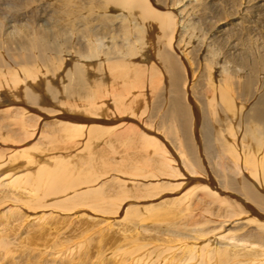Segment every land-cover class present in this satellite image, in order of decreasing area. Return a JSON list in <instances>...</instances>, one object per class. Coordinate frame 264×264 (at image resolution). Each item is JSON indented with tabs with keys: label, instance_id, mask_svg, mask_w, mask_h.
Instances as JSON below:
<instances>
[{
	"label": "bare ground",
	"instance_id": "bare-ground-1",
	"mask_svg": "<svg viewBox=\"0 0 264 264\" xmlns=\"http://www.w3.org/2000/svg\"><path fill=\"white\" fill-rule=\"evenodd\" d=\"M78 1L81 3L80 0H78ZM208 1H209L208 4L214 3V1H212V0H208ZM250 1L254 2V3H249ZM74 2H76V1H74ZM77 2H76V4H73V3L70 4L68 2V3H66L67 5L65 4L64 6H62L63 4L61 3L62 5H61L60 9L61 8H62V10L66 9V11L63 12V14L65 13L64 15L66 16L65 17L66 19L65 18L62 19L63 17L60 16L61 14H58L59 17H61V19H58L59 17H57V21L59 23L57 21H55V23L57 22V24H54V23H48V24L49 25L54 24V26L58 27V31H61V30H64L62 28L63 26L61 27V25H64V26H66V25L68 26L70 24L74 25L75 22H73V21L79 22V21H83V19H84V22L86 21L85 23L89 22L90 18H86V17H82V16H81L82 18H79L77 20H73V19H75L76 15L83 13L82 9H86V7H87V5L86 6L83 5L84 2H82L83 3L82 5L85 7H82V5H79L80 3L77 4ZM88 3H89V1H88ZM90 3H92V2H90ZM153 4H151L150 0H103V3L101 2L98 5L101 8H106L109 5H114L115 7H118L121 9H126V7H132V11H128V15L124 16V17H126V16L127 17L122 20L123 21L122 23H120L121 32L119 33V36H120V40L122 42H119V44H118V43H116V40H115V43H113V44H115L114 45L115 51L111 50L112 51L111 52L108 49H106L105 47H106V45H109V43H111V41L114 42V38H116V36L111 35L113 38L110 39V38L106 37L105 35H103L102 33L106 29H104V31H102V33H101L102 35H99V34H96L97 36L96 35H91V36L90 35L89 36L84 35L85 36L84 39H82L84 37V36H82V33L78 34L79 37H78V35H76L78 37V39H76V42L79 45L77 47V51H76V48H75V50L73 49L76 52H74V54L72 55V53H73L72 49L69 48V50H71V52H72L71 55L73 56V60L70 59L71 60L70 63H68V62L65 63V60L55 61L53 59H50V57L48 56L47 46L49 44H51V45L55 44V46L58 47L62 43H64V44H62L63 46L66 45L65 43H69V44H72V43H70V41L69 42L66 41L65 39L64 40L59 39V42H57V40H55L53 36L51 39L50 29L48 28L49 25L45 26L47 23L46 21H43V23L41 24V27H43V28H42L41 32L39 31V33H40L39 37H37V36L32 37L31 36L32 37V39H31V37L29 38L27 36V35H29L28 33L25 34L26 36L21 35L20 37L19 36L15 37L13 35L15 38H18L14 41V43L16 45L15 49L19 48L21 50H24L22 52L23 53L22 57H20V55H19L21 60L23 58V60L26 61V62L24 61L25 63H34L35 62L36 64H33L31 66H27V65H16L15 66L13 63H11L14 65V66L12 65L13 66L12 68L11 67L10 68L5 67L6 69L0 68V91H1V89L7 90L9 93L18 97L19 96L18 95L19 90L20 89L23 90V93L19 96L22 99V100H20V102L22 101L21 104H23V105H14V103L18 102V101H16L17 99L14 97H11V98L9 97L6 100L0 101V104L3 102L1 105H7L6 109L10 110L13 108L12 110L15 111V113L10 112V113H12V114H10L11 116L10 115L7 116L8 112H6L7 114L3 113V115L4 114L5 115L1 116L2 117L1 119L4 120L5 116H7V118L9 119V116H10L11 119H9V120L12 121L11 125L14 122L16 124V125L13 124L15 129L18 128L17 130H19V128H20V130L22 131V134L24 136V137H22V135L21 136L19 135L22 138L17 137L15 139V137L12 138L13 135H11L12 133L10 131H6L5 129L4 130L2 129V132H1V128H0V139L3 142H11L10 145L13 146V147L10 146L11 150L8 148L9 149L8 151H10L9 153L7 150L5 151V149H7V148H5V149L1 148L0 149V206H1L0 207V224L3 223V225L0 226V232L3 229H5L7 232V234H6L5 230H3L6 235L4 233H3L4 235H2V236L0 235V252L4 251L3 252L4 254H7L9 251L11 253H14L13 250H14V247L16 246V243H18V245H22V244H19V242L23 241V243H24V240L28 238L27 237L28 235H31V236L33 235L35 238L39 239V241H40V239L45 238L46 235H48L46 237H49L50 235H54V233H56V231H59V230H55L56 226H58V224H59V226H61L60 223H66L69 220L66 217H64V215H67V214H71L72 215L71 218L75 219V220H73V219L72 220L74 221V223H76L75 226H77L78 230L80 228L88 230L89 227L91 228L92 225L96 224V222L98 221L97 219H99V218L98 217L96 218L94 214H96V215L99 214L103 217L109 216L108 218H110L112 215H117L119 217L117 219V221L120 225L123 226L122 231L123 232L125 231V233H126V232L131 230L130 229L131 225L129 226V229H130L129 230L128 226H127V222L130 220H133V223H134L135 221L133 218L135 216H137L138 220H140L142 217L144 218V220H146V219L148 220V218L145 219L144 216L145 215H146V217L151 216L150 211L152 209L151 207L153 206V204H152V206H150L151 203H147L144 205L139 204L138 206H135V208H134L132 206H129V200L131 198H134L136 200V202H138V199L140 200V198L141 199L142 198L147 199L149 196H152L151 191H152L153 187L145 186V185H136V183H135V185L133 187H131L132 186V184H131V186H130L131 188H129L128 187L130 185L129 181H128L129 179H127V180L122 179L119 177V175L127 173L129 175H132V177H133V175L139 176V175L143 174L145 171H149V172L150 171H156V174H158L160 176L161 175H169V176L172 175V177H173L175 175L178 176V174H182V171H184V170H182L181 173H177V170L179 167L173 166L172 163L170 162L176 156H178L179 152L177 153L176 151H174V149L172 148L173 145H171L170 142L168 140H166V137H160L159 134L153 135L155 132L153 131L154 133L153 134L151 133L150 128H151V130H153V128L150 127L149 124H148L149 127H147V128H149V132L147 131V128L145 129V126H144V128H141V129L137 128V125L142 124L139 120L144 118V116H143V118H141V116L144 114L143 109L145 106H147L146 103L148 102V100L150 99L152 94L154 92H156V90H158L160 88V85L162 84L161 79H162V76L164 77L165 75H162L161 73L162 72L166 73L167 78H168L167 80L169 81L168 82L169 89L166 86L164 88H160V89H162L160 91H163L164 89H167V91H166L167 93H168V90L170 92H173V93L178 91L179 86H180V79H182V77H183L182 74H185L181 84L183 86L182 89H184V91L187 92L186 94H189L190 91L192 90L191 88H192V81H193L191 78V75H194V71H195L194 68L197 65V64H195L196 60L194 58H191L192 56L189 57V54H191L190 51L193 50L196 52V49H192V47L195 44L193 46H188V44H187V46L185 48L182 46L180 47V45H182V44H180V41H181V43L185 42V41H186V43L193 41V39H192L193 36L187 34V32H190V30L194 29V25L191 23V21L189 22L186 18V7L187 6L185 7V5H183L184 6L183 8L178 9L176 7V6H178V5H176L177 4L176 3V4H172L171 6H166V8L161 9L160 6H162V5H158L159 8H155L153 6ZM91 5L88 6V8L93 7ZM246 5H247V8H244L245 12L248 9L249 10L252 9L250 11L251 13L249 15L252 18L251 21H253V20H255L254 18L258 14L257 11L259 10L260 6H264V0H255V1L248 0ZM65 6H67V7H65ZM163 6H164V4H163ZM251 6H253V7H251ZM107 8L109 9V7H107ZM253 8H254V10H253ZM111 9H113V8H111ZM80 11H82V12L80 13ZM113 11H114V9H113ZM254 11H255V14H253ZM85 12L88 13V11H85ZM123 12H124V10H123ZM88 14L90 16L93 13L92 14L88 13ZM188 14H191V13H188ZM85 15H87V14H85ZM100 15H101V13H100ZM114 15H115V13H114ZM94 16H96L95 12H94ZM109 16H111V15H109ZM5 17H7V16H5ZM5 17H4L3 22L6 19ZM28 17H31V16H28ZM102 17H104V19L108 18V16H102ZM37 18H39V16H37ZM37 18L35 17V20H37ZM41 18H43V17L40 16L39 19H41ZM53 18H54V16H53ZM70 18L73 21L70 20ZM9 19H11V18H9ZM28 19H30V18H28ZM97 19H98V17H97ZM21 20H23V19H21ZM102 20H103V18H102ZM14 21H16V19ZM78 22H77V24H78ZM239 22L240 21H238L237 23L239 24ZM1 23H2V21H1ZM30 23H32V21L31 22L29 21V24H27V25L30 26ZM91 23H90V25H92ZM93 23H95V22L93 21ZM6 24H8V23H6ZM1 27H2V25H1ZM33 27H35V26H33ZM99 27H100V25H99ZM18 28H20V27H18ZM52 28H51V31H53V33L56 32V31L52 30ZM55 28H53V29H55ZM27 29L28 28H26V30ZM39 30H41V28ZM67 30L69 31V29H67ZM70 30H72V29H70ZM98 31L100 32V28ZM98 31H96V33ZM88 32H89V30H88ZM147 32H150L152 34V39H150V36H148L150 34H148ZM73 33H74V31H73ZM79 33H80V31H79ZM214 33L218 34V36H221V35L226 34V33L230 34V32H229V30H227V28H223L220 25H216V30L214 31ZM10 34H8V36ZM80 35L82 37L81 39H79ZM194 35H196V34L194 33ZM66 37H67V35H66ZM195 37H197V36H195ZM229 37H230V35H229ZM58 38L59 37L57 36V39ZM74 38H73V42H74ZM235 38L230 37L229 42L231 44V48H233V50H234L233 53L236 52V53H238V54L240 53V55H242L241 58H243L244 61L242 60L243 64L241 63V65H244L245 68L248 67V64L246 62L247 60L244 59L245 54L246 55L247 54L252 55L253 53H257L258 55L262 56V58H264V39H260V37H255L254 38L255 44L252 45L251 43L246 44L243 42H239L238 39L235 40ZM2 41H3V39H2ZM4 41H6V43L9 42L8 39H5ZM242 41H243V39H242ZM197 43H199L201 46H203V44H204V46H205V40H203V39H199V41ZM206 43H207V41H206ZM56 44H59V45H56ZM9 45H11V44H9ZM62 45H60V47H59V50H60L59 52H61V50H63V49H64V51L66 50L64 53L69 52L66 49L67 45L64 48ZM55 46L53 45V47H55ZM109 46H107V48ZM211 46L209 48V45H208V50L206 51V56H205V58L203 57V59L205 61V68L207 69V71H209V79L207 81L206 88L204 90L205 95H206L205 102L210 109H214L217 105H219L218 101H220L221 104H223L225 110L229 112L228 117H226L220 111V115L222 114L223 116H225L226 120H224L222 123V125L225 124L224 126H222L221 124H220L221 126L219 125V127H221V128H220L218 135H217L218 136L217 139L219 141V146H218L219 152H218V154H219L220 158H222V161H223L222 163L224 164V165L222 164V168H226V161H228V159L229 160L231 159L230 163H232V164H230L231 167H229V168H231L234 172H236V174H238V175L240 174V176H242L241 173L245 174L244 178L241 179L242 180L241 187H242V191L244 192L243 194H245L247 199L251 200L254 204L259 206L262 213L260 211H258L257 209L253 208L252 206H250L252 203H249L250 201L248 202V200H247V202L249 204H247L244 200L242 201L241 204H243V202H245V204H243V205L248 208L247 211H250V213H252L254 216L258 217L257 218L258 220H255L257 225L259 226V227L258 226L257 227L262 228V230H263L264 229V193L261 191L263 193L262 194L259 191H260V189L264 190V92L259 93V94L256 93L255 94L256 95L255 100H252L251 102L247 101V100H244V101L243 100H237L236 95L234 94L235 91H237L236 90V87H237L236 82L238 81V79H240V82H241V78L244 77V79L242 80V84L240 82L239 83L241 85L242 90L245 93L246 92L249 93L251 90L254 91V89H253L254 83H253L252 77H248L245 75L248 69H246V72L242 75L239 73L240 69H238V67H237L238 66L237 64L239 62H237V63L236 62L235 63L229 62V64L226 62V63L221 64V65L219 63L218 65H220V67L218 68V66H216L217 62L215 61L217 50L213 47L211 48ZM61 47L63 49H61ZM73 47H74V45H73ZM170 47H171L172 51H173V49L176 51L177 58L175 56L171 55L172 52L170 53V50H171V49L169 50ZM10 48L8 47V49H10ZM32 48H34L33 50L36 51L35 52L36 55H34V52H33V56L29 53V51H32ZM71 48H72V46H71ZM190 48H191V50H190ZM4 49L8 50L7 47H5ZM55 49H58V48L55 47ZM9 52L13 53L11 51H9ZM10 53H8V54H10ZM5 54H6V52H5ZM67 54L69 55V53H67ZM3 55H4V53L2 54V56ZM4 56H6V55H4ZM6 57H9V56H6ZM19 57L17 56L16 58H19ZM178 57H179V59H182L181 61H183L185 63L186 69L184 68L185 67L184 66L183 67L184 71L182 69L183 62H181L178 59ZM0 58H2V57H0ZM14 58H15V56H14ZM64 59H66V58H64ZM180 62L182 64H180L181 66L178 67V64ZM239 67H241V66H239ZM60 68H64L65 70L63 72H61L62 70L59 71ZM180 68L182 69L183 73H181ZM213 69H215V70L217 69L218 71H213ZM249 69H250V67H249ZM58 71L61 73L60 76L58 74V76L60 78V79L58 78V80L60 82L59 85H57L56 83H53V81H52V80H54L53 79L54 74L56 72L58 73ZM213 72H216L217 76L219 75V78H216L217 76L213 75ZM56 76H57V74H56ZM234 76H235V79L237 77V79H236L237 81H235ZM55 78L57 79V77H55ZM211 78L215 79L214 80L215 83H214V81L212 82ZM39 86H44L43 89H46L45 91L48 93V98H49V96L50 97L52 96L54 101H56L57 103L50 102L49 100L51 98L47 99V101H49V102H47L46 100L43 101L42 96H40L42 94L39 93V88H38ZM193 87H195V86H193ZM40 88H42V87H40ZM3 90L1 91V93L3 92ZM260 90H263V89H260ZM43 94H44V92H43ZM160 94L162 95V93H160ZM45 95H46V93H45ZM60 95H61V97H60ZM250 95L253 96L254 92H252V94H250ZM180 96L182 97L181 94H180ZM190 96H192V94H190ZM247 96H249V95L247 94ZM158 98H159V96H158ZM190 98H192V97H190ZM155 99H156V97H155ZM166 100L167 99H165V101ZM158 101H160V99H158ZM158 101H157V103H158ZM168 101L170 102V105L169 104L168 105L170 106V108H172V111L181 102L180 98L177 97V95H170V98L168 99ZM20 102H18V103H20ZM161 102H163V101L161 100ZM249 102H250V108H247V107H249V106H247V105H249V104H247ZM30 103L31 104L32 103L37 104V108L39 105L40 110L35 109L36 107L34 108V106H36L35 104L33 105L32 108L28 107V105ZM44 103L49 104V106L43 105ZM192 103H194V102H192ZM10 104H12V106ZM8 105H10V106H8ZM56 105H57V107H56ZM61 105L64 106L62 108L63 111L61 109V112H62L60 114L61 117H59L58 119H56L54 117V119H56V120H54V122H51V123H54V126L53 127L50 126L51 129L47 130V132H44V134L40 140H38L36 142H31L30 144L26 145V143H27L26 140L28 141V139H30V137L34 136L33 134L38 130V128L42 127L41 126L42 124L39 121L41 119L47 117V116H50V114L52 112L58 115L60 113L58 111H60ZM155 105H156V103H155ZM165 105H166V103H165ZM53 106H55V107H53ZM151 106H152V104H151ZM153 107H152V109H154ZM167 107H166V109H167L166 111H168L170 109L169 107L168 108ZM193 109H194V115H196V116H194L195 120H193V121H195V123H196V121H197L196 118H197L198 112L196 111L197 108L194 105H193ZM39 111H41V113H39ZM67 111L69 113H67ZM145 111H147V110H145ZM154 111L156 113L155 109H154ZM47 112L49 115L47 114ZM147 112H145V113H147ZM169 112L171 113V110ZM74 113H76V114H74ZM78 113H80V114H78ZM173 114H178V113H173ZM210 114L213 115V113H210ZM51 115L55 116L53 114H51ZM136 115L140 119H138V117H136ZM150 115L153 116L152 113ZM150 115H149V117H150ZM179 115H180V113H179ZM146 116H147V114H146ZM56 117H58V116H56ZM149 117H147L146 119L147 120L149 119V121H151ZM180 117L183 118L182 116H180ZM180 117H179V119L181 120ZM188 118H189V116H188ZM223 119H224V117H223ZM9 120H7V121H9ZM2 121H0V123L4 124V121L3 122ZM44 121H46V120H44ZM51 121H53V120H51ZM143 123H144V121H143ZM152 123H154V122H152ZM144 124H146V123H144ZM118 127L120 130L114 131ZM173 128H175V127H173ZM42 129L46 130L45 127ZM155 129H157V128H155ZM161 131H163V130H161ZM157 133H160V132L157 131ZM40 135H41V133H40ZM3 142H1V143H3ZM194 142H196V141H194ZM23 143L25 145H23ZM178 143H181V142H178ZM115 156H117L118 159H115ZM252 157H253V159H256V160L250 161ZM226 158H228V159H226ZM219 163H221V162H219ZM180 165H179L180 168L182 166H184L186 168V170L188 172L189 171L192 172V174L195 172V171H191L187 168V167H190V169H191V165L187 166L188 164L186 165V163H184V164L180 163ZM228 165H227V167H228ZM182 169H184V168H182ZM194 169L196 170L197 168H194ZM210 170H212V168ZM253 170H254V172H253ZM111 171H114L112 173L115 175L111 176L112 175V173H110ZM197 171H200V170L198 169V170H196V172ZM205 172H206V170H205ZM183 173H185V172H183ZM187 173H185V174H187ZM189 173H188V175H190V176H188L187 179L191 180V182L194 181V184L197 182V184H195V186H194L195 188L199 187L202 189V191L205 190L208 192H212L213 194L215 193V195L219 194L218 190H217L218 191L217 192V191H215V189H213V188H216V189L218 188V186L215 185L216 179H214V178L212 179L209 177V179L208 178L206 180L204 179V181H206L207 183H205V182L198 183V181H197L198 179L196 178L195 173L193 174V176H195V177L191 176L192 174L191 173L189 174ZM221 173H225V171L221 172ZM250 173L253 176L250 175ZM204 174L205 173H203V175H200V177L204 176ZM109 175H110V177H109ZM149 175H151V174H149ZM149 175L144 174V176H146V177H148ZM153 175L155 177V174H153ZM153 175H151V176L153 177ZM229 175H230V173H229ZM205 176H208V175H205ZM213 176L216 178L215 175H213ZM211 177H212V175H211ZM135 178H137V177H135ZM158 178H161V177H158ZM176 179H177V177H176ZM173 180H174V178H173ZM178 181H180V180H178ZM201 181H203V177H202ZM126 182H128L127 184H129V185H127ZM187 182H189V181H187ZM219 182H220V180H219ZM235 183L237 184L238 181H236L234 179V177L233 178H229V177L227 178V184H229V186L232 187V189H234L233 187L238 186ZM161 187H163V186H161ZM177 187H178V185H177ZM226 188L229 189L228 187H226ZM224 189L225 188L223 186L222 190H224ZM237 192H241V191H237ZM186 193H188V192H186ZM200 194H201V192H200ZM241 194H242V192H241ZM193 195H194V193H193ZM219 195H220V198H222L221 201L226 203L227 199L224 198V196H222V194H219ZM230 195H232V194H230ZM238 195H240V194H238ZM238 195H236L237 197L234 195L236 197V200H238L237 198H239ZM240 198L243 199L242 197H240ZM240 200H238V201L240 202ZM166 201H167V198H166ZM229 201H231V200H229ZM170 202H171L170 203V205H171L172 201H170ZM164 203H165V201H164ZM176 203L179 206V202H176ZM189 203H191V202H189ZM232 203H233V200H232ZM154 204H156V203H154ZM157 204L159 205L160 202ZM241 204H239V205L236 204V205H238V207H241V206L243 207V205H241ZM170 205H168V206L170 207ZM236 205H233V206L235 208H237ZM165 206H167V205H165ZM3 207L6 208L5 211H1V209ZM157 207L158 206L153 208V215H154V211L159 209V207L158 208ZM188 207H190V206H188ZM221 208L223 209V206ZM165 209H166V207H165ZM244 209L245 208H243V211H244ZM161 211H162L161 213H163L165 210L163 211L161 208ZM222 211H221V213H223ZM239 211H241V210H239ZM73 213H74V216H73ZM142 213L144 216L140 215L142 217H139V214H142ZM148 213L150 215H148ZM192 213H194V212H192ZM238 213H240V212H238ZM157 214L159 215V213H156V215ZM201 214H204V213H200V215ZM209 215H211V214H209ZM217 215L218 214H216V216ZM232 215H234V214H232ZM245 215L242 216L241 218L246 217ZM155 217H157V216H154V218ZM229 217H228V220L224 219L223 221H221V223H220L221 225L220 226L218 225V228H215V227L214 228L218 230L219 228L221 229V227L226 226V224H230L233 226L237 222H239L241 219V218H236V217L235 218L232 217V219H230ZM202 218H206V217H202ZM224 218H225V216H224ZM200 219H201V217H200ZM218 219H220V218L218 217ZM247 219L252 220V218H247ZM205 220L206 219H204V221ZM71 221L69 223H72ZM217 221H219V220H217ZM193 222H192V226H193ZM200 222H201V224H200V226H201L202 221H200ZM213 222H215V221H213ZM247 222H245V223H247ZM130 223H132V221ZM209 223L211 225V222H209ZM198 224H199V221H198ZM203 224L204 225H202L201 227L204 228V226H205V228H206V222ZM217 224H218V222H217ZM251 224H253V223H251ZM21 226H23V227H21ZM137 227H140V226H137ZM207 227L209 229L210 226H207ZM20 228H22L20 230V232L22 231V233H23L25 231L24 233L26 234V236H21L22 233L19 236V234L16 233V230H18V232H19ZM177 228H179V227H177ZM205 228L203 230L207 229V228L206 229ZM60 229H61V227H60ZM91 229L93 230L94 228H91ZM132 229H134V228H132ZM9 230L12 232L11 234H8ZM87 230H85L86 233L90 231V230H88V231ZM146 230H148V229H146ZM231 230L232 229H230V231ZM76 231H77V229H76ZM199 231L202 232L198 236V239H199L198 243L200 244L199 247L198 246H191V245H189V243H188L189 246L187 247L190 251H193V252H194V250L196 251V249H198L197 250L198 252L196 251L194 253L199 254V259L196 260L197 263L194 260L195 263L193 262L191 264H199L200 261H202L203 263H206V264H212L213 260L211 258L207 259L211 253H214V254L216 253V255H218V257L216 256L218 258V262H219L218 264H264V242L263 241L261 244V243H258V241H259L258 239L253 241V240L248 239V238H243V237H241V235L238 237H232L229 235L230 232H224V231H223L224 233L223 232H215V231H214V233L213 232L211 233V231H210V233H207V232L204 233V231H202V230H199ZM221 231H222V229H221ZM232 231H234V230H232ZM77 232H78V234H79V232L81 234L80 230ZM119 232H120V230H119ZM191 232H192V230H191ZM58 233H60V231L57 232V234ZM74 233H76V232L74 231ZM86 233H83V234H86ZM140 233H142V232H140ZM227 233L229 236H227ZM57 234L55 237L57 239H59L57 237L58 236ZM87 234H89V233H87ZM256 234H258V233H256ZM259 234H262V233H260V231H259ZM79 235H77V233H76V237L74 236L73 238H75V240H76V238ZM130 235L133 236V234H130ZM67 236H69V235H67ZM106 236L108 238L110 237L109 239H112L115 243H118L120 241L119 238H116V239L114 238L115 236L116 237L119 236L117 233H109ZM233 236H235V235H233ZM263 236H264V234H263ZM142 238H144V237L142 236L141 239H139V240L141 241ZM192 238H194V237H192ZM224 238H226L228 241L225 242ZM70 239H72V238L70 237ZM106 239L107 238H105V240ZM230 239L232 241H230ZM46 240H48V239H46ZM49 240H50V237H49ZM128 240H130L131 242H138L139 241L135 237L131 238V236L129 237ZM260 240H261V238H260ZM78 241H80V240H78ZM81 241H82V239H81ZM83 241L84 242H82V245L79 243L78 244L83 246V243H84V245H86V242L84 239H83ZM170 241H171V239H170ZM69 242H72V241H69ZM73 242H74V240H73ZM114 242H113V244L115 245ZM165 242H167V241L165 240ZM216 242H217V244H216ZM35 243H34V245H35ZM88 243L89 242H87V244ZM50 244H53V243H50ZM56 244L57 243H55V245ZM59 244H60V242H59ZM93 244L94 243H91V245H93ZM18 245H17V247H19ZM43 245H44V243H43ZM65 245L68 246L70 244H67V241H66ZM91 245L89 244L90 247H91ZM99 245L97 247H99ZM147 245H149V244H147ZM150 245H151V243H150ZM67 246H64V247H67ZM70 246H72V245H70ZM143 246H144V244H143ZM182 246H183V249H186L185 245H182ZM60 247H59V249H60ZM133 247H134V245H133ZM56 248H55V250H57ZM93 248L95 249V247H93ZM179 248H177L176 250H178ZM19 249H21V248L19 247ZM61 249H62V247H61ZM61 249H60V251H61ZM84 249H86V247ZM84 249H81V252ZM149 249H150V247H149ZM174 249H175V247H174ZM64 250H65V248H64ZM122 250H124V249H122ZM160 250H161V248H160ZM72 251L77 252L76 250H72ZM114 251H115V253H114ZM114 251L112 253L114 254V257L117 258V255L119 256V253L116 254V250H114ZM162 251H163V249H162ZM41 252H42V250H41ZM50 252H52V251H50ZM149 252H150V250H149ZM165 252L163 251L162 253H165ZM167 252H168V250H167ZM193 252H191V253H193ZM31 253H33V251ZM77 253H79V252H77ZM86 253H84V254H86ZM96 253H98V252H96ZM144 253L146 254V252H144ZM174 253H176V251H174ZM62 254L63 253H61V255ZM67 254H68V252H67ZM67 254L63 255V256H67ZM143 254H141V255L143 256ZM39 255H41V253H39ZM98 255L100 256L101 254L98 253ZM164 255H166V254H164ZM56 256H53V257H56ZM79 256H80V254H79ZM79 256L77 255V257H79ZM92 256H93V258H95L94 256H97V255L92 254L90 256V258H92ZM101 256H103V255H101ZM120 256H121V254H120ZM151 256H152V254H151ZM179 256L177 258H180ZM6 257H5V261H6ZM53 257L50 256V257H47L45 259H42L41 260L42 264L53 263V261H54ZM114 257L112 258V255L110 257V258L114 259L113 263L116 262ZM140 257L141 256L139 255L138 261H135L136 262L135 264H153L156 260L155 259L156 257H155L154 261L152 263V260L149 257H147L145 255L143 256V258H140ZM181 257H182V255H181ZM184 257L186 259L188 258L185 255H184ZM189 257L191 258V255ZM9 258H13V257H10V255H9ZM61 258H59V259H61ZM101 258H103V257H101ZM101 258H100V260H101ZM131 258H132V256H131ZM168 258H169V261H171L170 256H169V257H167V259L165 258L167 260V262L165 264L168 263ZM78 259H80V258H78ZM78 259H76V260H78ZM96 259H97V257H96ZM133 259H135L134 256H133ZM159 259H160V262H158L159 261L158 260L154 264H163V262H165L164 259H162V260H161V258H159ZM7 260L10 261L12 264L14 263V262H12L13 259L9 260L7 257ZM55 260H57V259H55ZM62 260H63V258H62ZM81 260H82V257H81ZM97 260L99 261V259H97ZM129 260H130V258H129ZM187 260L189 261V259H187ZM0 261H1V259H0ZM72 261H74V260H72ZM93 261H95V260H93ZM106 261H108V260H106ZM128 261L126 260V262H128ZM177 261L178 260H176V262L175 261L174 262L177 263ZM190 261H191V259H190ZM58 262L55 261L54 264H59ZM102 262H104V261H102ZM66 263H68V262H66ZM89 263H91V261H89ZM94 263H92V264H94ZM129 263L130 262H128V264ZM133 263H134V261H133ZM181 263H182V261H181ZM15 264H18V263L15 262ZM105 264H107V263H105ZM170 264H174V263L172 262ZM188 264H190V263L188 262ZM214 264H217V263H215V261H214Z\"/></svg>",
	"mask_w": 264,
	"mask_h": 264
},
{
	"label": "rangeland",
	"instance_id": "rangeland-1",
	"mask_svg": "<svg viewBox=\"0 0 264 264\" xmlns=\"http://www.w3.org/2000/svg\"><path fill=\"white\" fill-rule=\"evenodd\" d=\"M74 1H78V0H0V57H2V58H0V68H4V69H6V68H12L14 65L16 66V65H27V66H31V65H33V64H36L35 62L34 63H25L26 61L25 60H23V58H22V60H21V58L20 57H22V55H23V51L24 50H21V49H15V47H16V45H15V43H14V41L16 40V39H18V38H15V37H20L21 35H25V34H29V35H27L29 38L32 36V37H39V31L41 32L42 31V28L43 27H41V24L43 23V21H46L47 23H46V25L45 26H48L49 24L48 23H54V24H57V17H59V15L58 14H61L60 16L61 17H63L62 19H64L66 16L63 14V12H65L66 11V9H64V10H62V8L60 9V7H61V5L62 6H64L66 3H73V4H76V2H74ZM81 1V3L78 1L77 2V4L78 3H80L79 5H82L83 3L82 2H84V4L83 5H87V7H86V9H82V11H83V13L82 14H78V15H76L75 16V19H73V20H77V19H79V18H82V17H86V18H90L89 20V22H87V23H85L84 22V19H83V21H77L78 22V24H77V22L76 21H73L71 18H70V20H72L73 22H75L74 23V25H72V24H70V25H66V26H64V25H61V27L64 29V30H61V31H58V27L57 26H54V24H52V25H49L51 28L53 27V28H55V29H53L52 28V30H54V31H56V32H54L53 33V31H51V28L48 26V28L50 29V35H51V39H52V36L54 37V39L55 40H57V42H59V39L60 40H66V41H70V43H72V44H69V43H65L66 45H67V50L69 51V52H66V53H64L65 51H64V47L66 46H63L62 44H64V43H62V44H60V45H62L63 46V48L61 47V49H63V50H61V52H59L60 50H59V47H60V45L59 44H56V45H59L58 47L57 46H55V44H49L48 46H47V54H48V56L50 57V59H53V60H55V61H61V60H65V63L66 62H68V63H70L71 62V60H73V54H74V52H76L77 51V47L79 46L78 44H77V42H76V39H78V37H79V35L78 34H81L82 33V36H84V35H96V34H99V35H105L106 37H108V38H110V39H112L113 37L112 36H116V38H114V42H112L111 41V43H109V45H106V49H108L109 51H111V50H113V51H115V44H113V43H115V40H116V43H118L119 44V42H122L121 40H120V36H119V33L121 32V26H120V23H122L123 21V19H125L126 17H124L125 15H128V11H132V7H126V9H121V8H118V7H115L114 5H109V6H107V7H109V9L106 7V8H101L100 6H98L101 2L103 3V0H80ZM88 1H89V3H88ZM156 1V2H155ZM164 1V2H163ZM212 1H214V3H212V4H208L209 3V1L208 0H150V2H151V4H153V6L155 7V8H159V6L158 5H162V6H160V8L161 9H163V8H166V6H171L172 4H176V5H178V6H176L178 9H181V8H183L184 6L183 5H185V7H186V18H187V20L190 22L191 21V23L194 25V29H192V30H190V32H187V34L188 35H192L193 36V41H190L189 43H186V41L185 42H182L181 43V41H180V44H182V45H180V47L182 46V47H186L187 46V44H188V46H193L194 44V46L192 47V49H196V52L195 51H190V53L191 54H189V57H191V58H194L195 60H196V63L195 64H197L196 65V67L194 68L195 69V71H194V75H191V78H192V90L190 91V93L189 94H186L187 92L186 91H184V89H182L183 88V86H182V84H181V82H182V80H183V78H184V76H185V74H182V79H180V86H179V89H178V91H176V92H170L169 90H168V93L166 92L167 91V89H164L163 91H160V90H162V89H160V88H164V87H166L167 86V88L169 89V86H168V78H167V75H166V73H164V72H162L161 74L162 75H165L164 77L162 76V79H161V85H160V88L158 89V90H156V92H154L153 94H152V96L150 97V99L148 100V104L146 103V105L147 106H145L144 107V109L145 110H147V111H145L144 109H143V111H144V114L141 116V118H143V116H144V118L143 119H140L137 115H136V117H138V119H140L139 121L142 123V124H140V125H137V128L138 129H141V128H144V126H145V129L147 128V127H152L153 128V130H151V128H150V131H151V133L153 134L154 132V134L153 135H157V134H159L160 135V137H166V140H168L169 142H170V144L171 145H173L172 146V148L174 149V151H176L177 153L179 152V154H178V156H176L173 160H171L170 162L172 163V165L173 166H177V167H179L178 168V170H177V173H181V171L182 170H184V171H182V174H178V176L177 175H175V176H173L172 177V175L171 176H169V175H158V174H156V171H145L143 174H141V175H139V176H134L133 175V177H132V175H129V174H120L119 175V177L120 178H122V179H125V180H127V179H129L128 181H129V184H127L128 182H126V184L127 185H129L128 187L129 188H131V187H133L134 185H135V183H136V185H145V186H150V187H153L152 188V191H151V195L152 196H149L147 199H145V198H140V200L138 199V202H136V200L134 199V198H131L130 200H129V206H132V207H134L135 208V206H138L139 204H147V203H151L150 204V206H152V204H153V206L151 207L152 209H151V216L150 217H146V215L144 216L143 215V213L142 214H139V217H142V216H144L145 217V219L146 218H148V220L146 219V220H144V218L142 217L140 220H138L137 219V216H135L133 219H134V223H133V220H130V221H128L127 222V226H128V229H129V226H130V231H128V232H126L125 233V231L123 232L122 230H123V226L122 225H120L119 223H118V221H117V219L119 218L117 215H112L110 218H108L109 216H107V217H103V216H101V215H96V214H94L95 215V217L97 218H99V219H97L98 221L96 222V224H94V225H92V227L91 228H94L93 230L89 227V229L88 230H90L89 232H87V233H89V234H87L86 233V231L85 230H87V229H83V228H80L79 230L81 231V234H80V232H79V234H78V232L77 231H79L78 230V228H77V226H75L76 225V223H74V221L73 220H75L74 218H71L72 217V215L71 214H67V215H64V217H66L67 219H69L66 223H60V225L61 226H59V224H58V226H56V229L55 230H59L60 231V233H58L57 234V232H59V231H56V233H54V235H50L49 237H50V240H49V237H46V236H48V235H46L45 236V238L46 239H48V240H46L45 238H43V239H40V241H39V239H37V238H35L33 235L31 236V235H28L27 237L29 238H27V239H25L24 240V243H23V241L22 242H19V244H22V245H18V243H16V246L14 247V250H13V252L14 253H11L10 251L7 253V254H4L2 251L0 252V259H1V261H0V264H12L10 261H8L7 260V257H8V259L9 260H11V259H13L12 260V262H14L13 264H15V262L16 263H18V264H42V262H41V260L42 259H45V258H47V257H53V256H56L57 254V256L56 257H53L54 258V261H53V263H51V264H54L55 263V261L56 262H58L59 264H92V263H94V264H105V263H107V264H128V262H130L129 264H135L136 262L135 261H138V256L140 255L141 257L140 258H143V256L145 255V256H147V257H149L151 260H152V263H153V261H154V258L156 259L155 260V262H157L158 260V262H160V259L159 258H161V260L162 259H164L165 260V262H163V264H165L166 262H167V257H169L170 256V260L171 261H169V258H168V263L167 264H170V263H174V264H188V262L191 264V263H195V261L197 260V259H199V254L197 253H194V252H196L198 249H196V251L194 250V252L193 251H190L187 247L189 246V245H191V246H198L199 247V243H198V241H199V239H198V236H199V234L200 233H202V232H200L199 230H202V231H204V233L205 232H207V233H210V231H211V233L213 232L214 233V231L215 232H230L229 233V235L230 236H232V237H238V236H240L241 235V237H243V238H248V239H251V240H256V239H258L259 241H258V243H261L262 244V241L264 242V236H263V234H264V229L262 230V228H258L259 226L257 225V223H256V221L255 220H258L257 218V216H254L252 213H250V211H247L248 210V208L247 207H245L243 204H245V202L247 203V204H249V203H252L250 206H252L253 208H255V209H257L258 211H260L261 212V209H260V207L259 206H257L256 204H254L251 200H249V199H247V197L245 196V194H243L244 192L242 191V187H241V184H242V178H244V175L245 174H242L241 173V175L242 176H240V174L238 175V174H236V172H234L231 168H229V167H231V165L230 164H232V163H230V160L228 159V158H226V159H228V161H226V168H222V158H220V156H219V154H218V152H219V141H218V139H217V135H218V132H219V130H220V128L221 127H219V125L221 124L222 125V123H223V121L224 120H226V117H228V111H226L225 110V108H224V106H223V104H221V102L220 101H218V104L219 105H217L214 109H210L208 106H207V104H206V102H205V97H206V95H205V92H204V90H205V88H206V84H207V81H208V79H209V71H207V69L205 68V61H204V59H203V57L205 58V56H206V51L208 50V45H209V48H210V46H211V48L213 47V48H215L217 51V54H216V59H215V61L217 62V65L216 66H218V68L220 67V65L221 64H224V63H228L229 64V62L230 63H237V62H239L237 65V67H238V69H240V71H239V73L242 75V74H244L245 72H246V69H248L247 70V72H246V76H248V77H252V80H253V89H254V91H252V92H254V95L256 94V93H262V92H264V58H262V56H260V55H258L257 53H253L252 55H250V54H245L244 55V59L245 60H247L246 62H247V64H248V67H246L245 68V66L244 65H241V63H242V60H243V58H241L242 57V55H240V53L238 54V53H233V48H231V44H230V37L231 38H235V40L236 39H238V41L239 42H243V43H246V44H252V45H254L255 44V37H260V39H264V6H260V8H259V10L257 11V15H256V17L254 18L255 20H253V21H251L252 20V18H251V16L249 15L251 12V10L252 9H248V10H246V12H245V10H244V8H247V2H248V0H212ZM252 1H255V0H252ZM90 2H92V3H90ZM186 2V3H185ZM62 3V4H61ZM160 3V4H159ZM162 3V4H161ZM190 3V4H189ZM194 3V4H193ZM249 3H254V2H249ZM89 4V5H88ZM92 4V5H91ZM163 4H164V6H163ZM67 5V4H66ZM82 5V7H85V6H83ZM93 6V7H91V8H88V6ZM65 7H67V6H65ZM98 7V8H97ZM175 7V8H176ZM251 7H253V6H251ZM58 8V9H57ZM111 8H113L114 9V11H113V9H111ZM96 9V10H95ZM192 9V10H191ZM60 10V11H59ZM123 10H124V12H123ZM253 10H254V8H253ZM82 11H80V13L82 12ZM85 11H88V13H90V14H92V15H90L89 16V14L87 13V12H85ZM103 11V12H102ZM41 12V13H40ZM56 12V13H55ZM94 12H95V15L98 17V19H97V17L96 16H94ZM126 12V13H125ZM100 13H101V15H100ZM114 13H115V15H114ZM188 13H191V14H188ZM14 14V15H13ZM37 14V15H36ZM56 14V15H55ZM76 14V13H75ZM85 14H87V15H85ZM123 14V15H122ZM253 14H255V11L253 12ZM11 17H10V16ZM25 15V16H24ZM33 15V16H32ZM85 15V16H84ZM109 15H111V16H109ZM114 17H113V16ZM121 15V16H120ZM5 16H7V17H5ZM15 16V17H14ZM28 16H31V17H28ZM37 16H39V18H40V16L41 17H43V18H41V19H39V18H37ZM53 16H54V18H53ZM82 16V17H81ZM102 16H108V18H106V19H104V17H102ZM4 17L6 18L5 19V21L3 22V20H4ZM14 17V18H13ZM19 17V18H18ZM24 17V18H23ZM35 17L37 18V20H35ZM61 17H59L58 19H61ZM122 19H121V18ZM3 18V19H2ZM9 18H11V19H9ZM23 19V20H21V19ZM28 18H30V19H28ZM102 18H103V20H102ZM112 18V19H111ZM16 19V21H14ZM25 19V20H24ZM39 19V20H38ZM55 19V20H54ZM66 19V18H65ZM94 19V20H93ZM192 19V20H191ZM7 20V21H6ZM35 20V21H34ZM1 21H2V23H1ZM29 21L31 22L32 21V23H30V26L29 25H27V24H29ZM55 21H57L56 23H55ZM93 21L95 22V23H93ZM194 21V22H193ZM238 21H240L239 22V24L237 23ZM18 22V23H17ZM81 22V23H80ZM84 22V23H83ZM92 22V23H91ZM99 22V23H98ZM101 22V23H100ZM103 22V23H102ZM106 22V23H105ZM6 23H8V24H6ZM24 23V24H23ZM59 23V22H58ZM71 23V22H70ZM89 23V24H88ZM90 23L93 25H90ZM17 24V25H16ZM20 26H19V25ZM22 24V25H21ZM36 24V25H35ZM69 24V23H68ZM108 26H107V25ZM238 24V25H237ZM1 25H2V27H1ZM6 25V26H5ZM24 25V26H23ZM35 26V27H33V26ZM39 25V26H38ZM90 25V26H89ZM99 25H100V27H99ZM105 27H104V26ZM216 25H220V26H222L223 28H227V30H229V32H230V34H228V33H226V34H223V35H221V36H218V34H216V33H214V31L216 30ZM4 26V27H3ZM15 26V27H14ZM20 27V28H18V27ZM24 28H23V27ZM88 28H87V27ZM97 26V27H96ZM115 26V27H114ZM32 27V28H31ZM69 27V28H68ZM104 27V28H103ZM109 27V28H108ZM13 28V29H12ZM26 28H28L27 30H26ZM30 28V29H29ZM41 28V30H39ZM77 28V29H76ZM85 28V29H84ZM99 28H100V32L98 31L99 30ZM15 29V30H14ZM19 29V30H18ZM22 29V30H21ZM67 29H69V31L67 30ZM70 29H72V30H70ZM93 29V30H92ZM104 29H106L105 31H104ZM108 29V30H107ZM26 30V31H25ZM31 30V31H30ZM36 32H35V31ZM67 30V31H66ZM80 31V33H79V31ZM88 30H89V32H88ZM110 30V31H109ZM23 31V32H22ZM73 31H74V33H73ZM84 31V32H83ZM93 31V32H92ZM95 31V32H94ZM96 31H98L97 33H96ZM102 31H104L103 33H102ZM107 31V32H106ZM64 32V33H63ZM70 32V33H69ZM77 32V33H76ZM87 32V33H86ZM11 33V34H10ZM13 33V34H12ZM66 33V34H65ZM76 36V35H78V37L76 38L73 34ZM93 33V34H92ZM102 33V34H101ZM105 33V34H104ZM148 34H150V35H148V36H150V39H152V34L150 33V32H147ZM194 33L196 34V35H194ZM8 34H10L9 36H8ZM20 34V35H19ZM57 34V35H56ZM198 34V35H197ZM15 37H14V36ZM66 35H67V37H66ZM72 35V36H71ZM112 35V36H111ZM229 35H230V37H229ZM235 35V36H234ZM26 36V35H25ZM41 36V35H40ZM56 36V37H55ZM57 36L59 37L58 39H57ZM97 36V35H96ZM195 36H197V37H195ZM254 36V37H253ZM32 37H31V39H32ZM63 37V38H62ZM75 37V38H74ZM222 37V38H221ZM73 38H74V42H73ZM82 37H81V35H80V38L79 39H81ZM85 38V36L82 38V39H84ZM198 40H197V39ZM225 38V39H224ZM2 39H3V41H2ZM5 39H8L9 40V42L8 43H6V41H4ZM14 39V40H13ZM71 39V40H70ZM199 39H203V40H205V46H204V44H203V46H201L199 43H197L198 41H199ZM242 39H243V41H242ZM221 40V41H220ZM249 42H248V41ZM72 41V42H71ZM206 41H207V43H206ZM245 41V42H244ZM75 43V44H74ZM9 44H11V45H9ZM13 44V45H12ZM2 45V46H1ZM32 45V44H31ZM53 45L56 47V48H58V49H55V47H53ZM73 45H74V47H73ZM71 46H72V48H71ZM107 46H109L108 48H107ZM113 46V47H112ZM5 47H7V49H8V47L10 48V49H8V50H6V49H4ZM199 47V48H198ZM205 47V48H204ZM14 50H13V49ZM69 48L70 49H72V52H71V50H69ZM75 48H76V51H74L75 50ZM110 48V49H109ZM204 48V49H203ZM207 48V49H206ZM12 49V50H11ZM34 48H32V51H29V53L33 56V52H34V55H36V51H34L33 50ZM74 49V50H73ZM171 49V47L169 48V50ZM201 49V50H200ZM6 50V51H5ZM31 50V49H30ZM56 50V51H55ZM190 50H191V48H190ZM200 50V51H199ZM9 51H11V52H13V53H10ZM15 51V52H14ZM63 51V52H62ZM5 52H6V54H5ZM58 52V53H57ZM112 52V51H111ZM172 52V53H171ZM174 52V53H173ZM193 52V53H192ZM4 53V55H6V56H9V57H6V56H2V54ZM8 53H10V54H8ZM67 53H69V55L67 54ZM71 53H72V55H71ZM170 53H171V55H173V56H175L176 58H177V53H176V51L173 49V51H172V49L170 50ZM176 53V54H175ZM234 55H233V54ZM8 54V55H7ZM56 54V55H55ZM64 54V55H63ZM19 55H20V57H19ZM60 55V56H59ZM71 55V56H70ZM179 55V54H178ZM14 56H15V58H14ZM19 57V58H16V57ZM62 57V58H61ZM66 58V59H64V58ZM56 58V59H55ZM60 58V59H59ZM201 58V59H200ZM71 59V60H70ZM178 59H179V57H178ZM230 59V60H229ZM238 59V60H237ZM9 60V61H8ZM67 60V61H66ZM69 60V61H68ZM180 61L182 60V59H179ZM199 60V61H198ZM240 60V61H239ZM11 61V62H10ZM25 61V62H24ZM219 61V62H218ZM244 61V60H243ZM179 62V61H178ZM177 62V63H178ZM181 62H183V61H181ZM179 63L178 64V67H180L181 65L180 64H182V63ZM187 62V61H186ZM10 65H9V64ZM11 63H13V64H11ZM220 63V65H218ZM202 64V65H201ZM243 64V63H242ZM5 65V66H4ZM13 65V66H12ZM199 65V66H198ZM185 66V63L183 62V65H182V69H183V67ZM239 66H241V67H239ZM6 67V68H5ZM249 67H250V69H249ZM185 69H186V66L184 67ZM242 68V69H241ZM182 69L180 68V70H181V73H183V71H184V69H183V71H182ZM62 70V71H61ZM65 69L64 68H60L59 69V71H61V72H63ZM58 71V73L56 72L55 74H54V76H53V79L54 80H52L53 81V83H56L57 85H59V80H58V78H59V76L61 75V73ZM213 71H218L217 69L215 70V69H213ZM237 72V71H236ZM56 74H57V76H56ZM58 74H59V76H58ZM213 75H215V76H217V74H216V72H213ZM212 75V76H213ZM236 76V75H235ZM235 76H234V79H235ZM55 77H57V79L55 78ZM198 77V78H197ZM216 78H219V75L216 77ZM60 79V78H59ZM236 79H237V77H236ZM235 79V81H237ZM244 79V77H242L241 78V82H240V79H238V81L236 82V84H237V87H236V90L237 91H235V95H236V98H237V100H247V101H252V100H255V98H256V95L254 96H251L250 94H252V92L250 91L249 93H245L243 90H242V88H241V85H240V83L242 84V80ZM211 80H212V82L215 80L214 78H211ZM240 82V83H239ZM214 83H215V81H214ZM263 83V84H262ZM164 85V86H163ZM193 86H195V87H193ZM239 86V87H238ZM260 86V87H259ZM40 87H42V88H40ZM39 88V93L40 94H42V95H40V96H42V98H43V101L44 100H46L47 101V99H49V98H51L49 101L50 102H55V103H57L56 101H54V99H53V97L51 96H49V98H48V93L45 91L46 89H43L44 88V86H39L38 87ZM256 89V90H255ZM260 89H263V90H260ZM3 89H1V91H2ZM21 90V91H20ZM19 90V92H18V95L20 96L22 93H23V90L22 89H20ZM180 90V91H179ZM1 91H0V101L2 100H6L7 98H11V97H14V98H16L17 100L16 101H18V102H20V100H22L19 96L18 97H16V96H14L13 94H11V93H9L7 90H3V92L1 93ZM259 91V92H258ZM6 92V93H5ZM42 92V93H41ZM43 92H44V94H43ZM166 92V93H165ZM45 93H46V95H45ZM156 93V94H155ZM160 93H162V95L160 94ZM178 93V94H177ZM185 93V94H184ZM158 94V95H157ZM167 94V95H166ZM180 94L182 95V97L180 96ZM190 94H192V96H190ZM194 94V95H193ZM247 94L249 95V96H247ZM12 95V96H11ZM156 95V96H155ZM170 95H177V97H179L180 98V101L182 102H180V104L172 111V108H170V102L168 101V99L170 98ZM179 95V96H178ZM7 96V97H6ZM158 96H159V98H158ZM253 98H251V97ZM60 97H61V95H60ZM155 97H156V99H155ZM172 97V96H171ZM190 97H192V98H190ZM46 98V99H45ZM196 98V99H195ZM53 99V100H52ZM158 99H160V101H158ZM165 99H167L166 101H165ZM188 99V100H187ZM161 100L163 101V102H161ZM191 100V101H190ZM49 101H47V102H49ZM61 101V100H60ZM59 101V102H60ZM157 101H158V103H157ZM190 101V102H189ZM18 102H16V103H14V105H23V104H21V102L20 103H18ZM154 102V103H153ZM192 102H194V103H192ZM250 102L249 103H247V104H249V105H247V106H249V107H247V108H250ZM3 103V102H2ZM1 103V104H2ZM155 103H156V105H155ZM165 103H166V105H165ZM0 104V121H2L3 119H1L2 117L1 116H4L5 114H7L6 112H8V114H7V116L8 115H10V114H12V113H15V111L14 110H12V109H10V110H8V109H6V107H7V105H1ZM13 104V103H12ZM12 104H10L11 106H12ZM35 103H30L29 105H28V107H33V105H34ZM52 104V103H51ZM151 104H152V106H151ZM169 104V105H168ZM10 105H8V106H10ZM36 106H34V108L35 109H38V110H40L39 108H40V106L38 105V108H37V104H35ZM43 105H47V106H49V104H47V103H44ZM193 105L194 106H196V108H197V112H198V115H197V121H196V123H195V121H193V120H195V118H194V116H196V115H194V109H193ZM52 106V105H51ZM149 106V107H148ZM154 106V107H153ZM169 107L170 109L168 110V111H166L167 109H166V107ZM180 106V107H179ZM206 106V107H205ZM53 107H55V106H53ZM56 107H57V105H56ZM64 106H62L61 105V108H60V111H58V112H60L58 115L57 114H55V113H53L52 111V113L51 114H53V115H55V116H52L51 114H50V116H47V117H45V118H43V119H41L39 122H41V128L39 127L38 128V130L33 134L34 136H32V137H30V139H28V141L26 140V145L27 144H30L31 142H36V141H38V140H40L41 139V137L43 136V134H44V132H47V130H50L51 129V127H53L54 126V123H51V122H54V120H56V119H58L59 117H61L60 116V114L62 113L61 112V109L63 108ZM152 107L156 110V113H155V111H154V109H152ZM161 107V108H160ZM167 107V108H168ZM7 110V111H6ZM32 110V109H31ZM171 110V113L169 112ZM182 110V111H181ZM62 111H63V109H62ZM218 111V112H217ZM220 111H221V113L223 114V115H225V116H223L222 114V116L220 115ZM10 112H12V113H10ZM145 112H147V113H145ZM209 112V113H208ZM226 114H225V113ZM3 113H5L4 115H3ZM39 113H41V111H39ZM67 113H69L68 111H67ZM153 114V116H151L150 114ZM173 113H178V114H173ZM179 113H180V115H179ZM210 113H213V115L212 114H210ZM47 114H48V112H47ZM46 114V115H47ZM71 114V113H70ZM74 114H76V113H74ZM78 114H80V113H78ZM146 114H147V116H146ZM156 114V115H155ZM43 115V114H42ZM45 115V114H44ZM49 115V114H48ZM149 115H150V117H149ZM7 116H5L4 118V124L3 123H0V128H1V132H2V129L4 130H6V131H10L12 134L11 135H13V137L12 138H14L15 137V139L18 137V138H22V137H24L23 136V134H22V131L20 130V128H19V130H17V129H15V127H14V125L13 124H15L14 122L12 123V125H11V122L12 121H10L9 119H11V115L9 116V119L7 118ZM52 116V117H51ZM56 116H58V117H56ZM171 116V117H170ZM176 116V117H175ZM180 116H182L183 118H181ZM188 116H189V118H188ZM54 117L56 118V119H54ZM147 117H149L150 118V120L151 121H149V119L147 120L146 118ZM152 117V118H151ZM165 117V118H164ZM173 117V118H172ZM179 117L181 118V120L179 119ZM223 117H224V119H223ZM7 118V119H6ZM146 119V120H145ZM154 121H153V120ZM166 119V120H165ZM171 119V120H170ZM7 120H9V121H7ZM44 120H46V121H44ZM50 120V121H49ZM51 120H53V121H51ZM2 121V122H3ZM48 121V122H47ZM143 121H144V123H146V124H144L143 123ZM148 123H147V122ZM38 122V123H39ZM152 122H154V123H152ZM194 122V123H193ZM200 122V123H199ZM44 123V124H43ZM163 123V124H162ZM175 123V124H174ZM9 126H7V125ZM148 124H149V126H148ZM153 124V125H152ZM171 124V125H170ZM197 124V125H196ZM16 125V124H15ZM143 125V126H142ZM177 125V126H176ZM220 125V126H221ZM225 125V124H224ZM224 125H222V126H224ZM4 126V127H3ZM11 126V127H10ZM51 126V127H50ZM139 126V127H138ZM7 127V128H6ZM45 127V129L46 130H44V129H42V128H44ZM123 127V126H122ZM163 127V128H162ZM173 127H175V128H173ZM179 127V128H178ZM9 128V129H8ZM155 128H157V129H155ZM117 130H120L119 129V127L117 128V129H115L114 131H117ZM156 130V131H155ZM160 130V131H159ZM161 130H163V131H161ZM147 131L149 132V128H147ZM154 131V132H153ZM157 131L158 132H160V133H157ZM19 132V133H18ZM38 132V133H37ZM21 133V134H20ZM40 133H41V135H40ZM22 135V137H20V136ZM193 136V137H192ZM34 137V138H33ZM169 137V138H168ZM36 139V140H35ZM0 141L1 142H3L1 139H0ZM172 141V142H171ZM194 141H196V142H194ZM0 142V149L2 148V149H5V148H7V149H5V151L7 150H9L11 147H13V146H11L10 144H11V142H3V143H1ZM174 142V143H173ZM178 142H181V143H178ZM15 145V144H14ZM23 145H25L24 143H23ZM11 146V147H10ZM180 147V148H179ZM9 148V149H8ZM11 150V149H10ZM10 151H8V153H9ZM184 154V155H183ZM199 156V157H198ZM182 157V158H181ZM181 158V159H180ZM188 158V159H187ZM115 159H118L117 158V156H115ZM221 159V160H220ZM188 160V161H187ZM252 160H256V159H253V157L251 158V160L250 161H252ZM182 161V162H181ZM218 161V162H217ZM219 162H221V163H219ZM229 162V163H228ZM180 163L181 164H184V163H186V165L187 166H189V165H191V169H190V167H187L189 170H191V171H195L194 173H195V176H196V178L198 179L197 181H198V183H200V182H205V183H207L206 181H204V179L206 180L207 178L209 179V177L210 178H214V179H216L215 181H216V183H215V185L216 186H218V188L216 189V188H213V189H215V191H219V194H222V196H224V198H226L227 199V202L225 203V202H223V201H221L222 200V198H220V195L219 194H216L215 195V193L213 194L212 192H208V191H202V189L201 188H199V187H194L195 186V184H197V182L194 184V181H192L191 182V180H188L187 178H188V176H190V175H188V173L190 172H188L187 170H186V168L184 167V166H182L181 168H180ZM193 163V164H192ZM251 163V162H250ZM229 164V165H228ZM180 165V166H179ZM224 165V164H223ZM227 165H228V167H227ZM197 168L196 170H200V171H197L196 172V170L194 169V168ZM202 167V168H201ZM182 168H184V169H182ZM193 168V169H192ZM201 168V169H200ZM212 168V170H210ZM205 170H206V172H205ZM143 171V170H142ZM202 171V172H201ZM212 173H211V172ZM225 171V173H221V172H224ZM227 171V172H226ZM229 171V172H228ZM234 173H233V172ZM112 172H114V171H111L110 173H112ZM183 172H185V173H187V174H185V173H183ZM253 172H254V170H253ZM142 173V172H141ZM191 174H192V172H190ZM189 173V174H190ZM193 173V174H194ZM203 173H205L204 174V176H201L200 177V175H203ZM211 173V174H210ZM229 173H230V175H229ZM233 173V174H232ZM140 174V173H139ZM144 174H151V175H153V174H155V177H154V175H153V177L151 176V175H149L148 177H146V176H144ZM193 174L191 175V176H193ZM198 174V175H197ZM247 174V173H246ZM113 175H115V174H113L112 173V175L111 176H113ZM205 175H208V176H205ZM211 175H212V177H211ZM213 175H215L216 176V178L213 176ZM234 177V179L236 180V181H238V183L236 184V185H238V186H235V187H233L234 189H232V187H230L229 186V184H227V178L229 177V178H233L232 176ZM250 175H252L251 173H250ZM166 176V177H165ZM183 176V177H182ZM195 176H193V177H195ZM222 176V177H221ZM253 176V175H252ZM109 177H110V175H109ZM135 177H137V178H135ZM158 177H161V178H158ZM171 177V178H170ZM176 177H177V179H176ZM181 177V178H180ZM202 177H203V181H201L202 180ZM241 177V178H240ZM150 178V179H149ZM173 178H174V180H173ZM179 178V179H178ZM186 178V179H185ZM222 178V179H221ZM154 179V180H153ZM156 179V180H155ZM201 179V180H200ZM239 179V180H238ZM133 180V181H132ZM158 180V181H157ZM178 180H180V181H178ZM185 180V181H184ZM219 180H220V182H219ZM151 181V182H150ZM172 181V182H171ZM177 181V182H176ZM183 181V182H182ZM187 181H189V182H187ZM134 183V184H133ZM154 183V184H153ZM221 183V184H220ZM131 184H132V186H131ZM180 184V185H179ZM168 185V186H167ZM173 185V186H172ZM177 185H178V187H177ZM221 185V186H220ZM131 186V187H130ZM155 186V187H154ZM161 186H163V187H161ZM191 186V187H190ZM223 186H224V190H222L223 189ZM212 187V186H211ZM221 187V188H220ZM226 187H228L229 189H227ZM237 187V188H236ZM240 190H239V189ZM201 189V190H200ZM221 189V190H220ZM188 190V191H187ZM199 190V191H198ZM233 190V191H232ZM154 191V192H153ZM210 191V190H209ZM217 191V192H218ZM235 191V192H234ZM237 191H241L242 192V194H241V192H237ZM264 193V190H262V189H260V193H262V192ZM160 192V193H159ZM163 192V193H162ZM186 192H188V193H186ZM200 192H201V194H200ZM224 192V193H223ZM230 192V193H229ZM232 192V193H231ZM193 193H194V195H193ZM240 194V195H238V194ZM262 193V194H263ZM168 194V195H167ZM224 194V195H223ZM230 194H232V195H230ZM236 196V195H238V197L239 198H237L238 200H240L241 198L240 197H242L243 199H241L240 200V202L238 201V200H236V197L234 196V195ZM154 195V196H153ZM200 195V196H199ZM214 195V196H213ZM180 196V197H179ZM188 196V197H187ZM199 196V197H198ZM226 196V197H225ZM180 199H179V198ZM216 197V198H215ZM150 198V199H149ZM152 198V199H151ZM155 198V199H154ZM166 198H167V201H166ZM178 198V199H177ZM145 199V200H144ZM199 199V200H198ZM246 199V200H245ZM175 200V201H174ZM177 200V201H176ZM204 200V201H203ZM229 200H231V201H229ZM232 200H233V203H232ZM245 201V202H243V204H241L242 203V201ZM247 200H248V202H247ZM148 201V202H147ZM163 201V202H162ZM164 201H165V203H164ZM170 201H172V206L170 205ZM236 201V202H235ZM160 202V206L157 204V203H159ZM176 202H179V206L177 205V203ZM189 202H191V203H189ZM204 202V203H203ZM215 202V203H214ZM219 202V203H218ZM223 202V203H222ZM154 203H156V204H154ZM9 204V203H8ZM174 204V205H173ZM188 204V205H187ZM193 204V205H192ZM195 204V205H194ZM236 204H241V205H243V207L241 208V207H238V205H236ZM158 206L159 207V209H157L156 211H154V215H153V208L154 207H156V206ZM165 205H167V206H165ZM168 205H170V207L168 206ZM226 205V206H225ZM233 205H236L237 206V208H235ZM164 208H163V207ZM181 206V207H180ZM188 206H190V207H188ZM223 206V209L221 208ZM1 207V206H0ZM157 207V208H158ZM165 207H166V209H165ZM227 207V208H226ZM234 207V208H233ZM161 208H162V210L164 211L163 213H161L162 211H161ZM243 208H245L244 209V211H243ZM5 207H3L2 209H1V211H5ZM228 209V210H227ZM155 210V209H154ZM223 210V211H222ZM239 210H241V211H239ZM39 211V210H38ZM215 211V212H214ZM221 211L224 213H221ZM149 212V211H148ZM166 212V213H165ZM192 212H194V213H192ZM238 212H240V213H238ZM156 213H159V215L157 214L156 215ZM190 213V214H189ZM199 213V214H198ZM200 213H204V214H201L200 215ZM248 213V214H247ZM262 213V212H261ZM77 214V213H76ZM147 214V213H146ZM149 213H148V215H150ZM161 214V215H160ZM163 214V215H162ZM209 214H211V215H209ZM216 214H218L217 216H216ZM227 214V215H226ZM231 214V215H230ZM232 214H234V215H232ZM246 214V215H245ZM140 215H142V216H140ZM168 217H167V216ZM208 215V216H207ZM246 216V217H243V218H241L242 216ZM73 216H74V213H73ZM154 216H157V217H155L154 218ZM200 216L201 217V219H200V217L198 218V217ZM224 216H225V218H224ZM230 216V217H229ZM238 216V217H237ZM153 217V218H152ZM202 217H206V218H202ZM218 217L220 218V219H218ZM228 217L230 218V219H232V217L233 218H241L240 219V221L239 222H237L235 225H230V224H226V226H223V227H221V229H222V231H221V229L219 228L218 230L217 229H215V228H218V225L220 226L221 224V221H223L224 219L225 220H228ZM65 218V219H66ZM152 218V219H151ZM158 218V219H157ZM161 218V219H160ZM167 218V219H166ZM197 218V219H196ZM214 218V219H213ZM223 218V219H222ZM247 218H252V220H248ZM73 219V220H72ZM176 219V220H175ZM204 219H206L205 221H204ZM72 220V221H71ZM154 220V221H153ZM171 220V221H170ZM199 221V224H198V221ZM217 220H219V221H217ZM72 222V223H69V222ZM132 221V223H130ZM139 221V222H138ZM147 221V222H146ZM194 221V222H193ZM200 221H202V225H204L203 223H205L206 222V228H205V226H204V228L206 229V230H203L204 228L203 227H201L200 226V224H201V222ZM213 221H215V222H213ZM247 222V223H245V222ZM255 221V222H254ZM175 222V223H174ZM192 222H193V226H192ZM209 222H211V225H210V223L208 224ZM217 222H218V224H217ZM253 223V224H251V223ZM118 223V224H117ZM130 223V224H129ZM215 223V224H214ZM143 224V225H142ZM186 224V225H185ZM217 224V225H216ZM238 224V225H237ZM240 224V225H239ZM3 225V223H1L0 224V226H2ZM142 225V226H141ZM177 225V226H176ZM185 225V226H184ZM215 225V226H214ZM249 225V226H248ZM137 226H140V227H137ZM176 226V227H175ZM191 226V227H190ZM207 226H210L209 227V229H208V227ZM217 226V227H216ZM258 226V227H257ZM21 227H23V226H21ZM60 227H61V229H60ZM136 227V228H135ZM174 227V228H173ZM177 227H179V228H177ZM215 227V228H214ZM251 227V228H250ZM58 228V229H57ZM132 228H134V229H132ZM138 228V229H137ZM254 228V229H253ZM22 228H20L19 229V232H18V230H16V233L17 234H19V236H20V234L22 233V231L20 232V230H21ZM69 229V230H68ZM72 229V230H71ZM76 229H77V231H76ZM146 229H148V230H146ZM224 229V230H223ZM230 229H232V230H234V231H230ZM3 230H5V229H3ZM1 231L0 232V235L2 236V235H4L5 233L7 234V232H6V230H5V233H4V231ZM64 230V231H63ZM71 230V231H70ZM87 230V231H88ZM119 230H120V232H119ZM191 230H192V232H191ZM194 230V231H193ZM227 230V231H226ZM262 230V231H261ZM74 231L77 233V235H79L77 238H76V240H75V238H73L74 236L76 237V233H74ZM83 231V232H82ZM85 231V232H84ZM152 231V232H151ZM242 231V232H241ZM259 231H260V233H262V234H259ZM25 232V231H24ZM23 232V233H24ZM62 232V233H61ZM64 232V233H63ZM68 232V233H67ZM130 232V233H129ZM140 232H142V233H140ZM154 232V233H153ZM194 232V233H193ZM223 232V233H224ZM4 233V234H3ZM12 232L9 230L8 231V234H11ZM22 233V235L21 236H26V234L24 235ZM83 233H86V234H83ZM109 233H117L119 236L118 237H114L115 239L116 238H119L120 239V241L118 242V243H115L112 239H109L106 235L107 234H109ZM123 233V234H122ZM244 233V234H243ZM256 233H258V234H256ZM5 234V235H6ZM56 234L58 235L57 237L60 239H57L55 236H56ZM60 234V235H59ZM75 234V235H74ZM130 234H133V236L132 235H130ZM141 234V235H140ZM197 234V235H196ZM237 234V235H236ZM67 235H69V236H67ZM96 235V236H95ZM228 235V233H227V236H229ZM233 235H235V236H233ZM260 235V236H259ZM52 236V237H51ZM85 236V237H84ZM102 236V237H101ZM131 236V238L132 237H135V238H137L138 240L139 239H141V237L143 236L144 238H142V240L140 241H138V242H131L130 240H128L129 239V237ZM141 236V237H140ZM156 236V237H155ZM55 237V238H54ZM70 237L72 238V239H70ZM87 237V238H86ZM192 237H194V238H192ZM80 238V239H79ZM89 238V239H88ZM105 238H107L106 240H105ZM127 238V239H126ZM260 238H261V240H260ZM33 239V240H32ZM81 239H82V241H81ZM83 239L85 240V242H86V245L88 246H86V245H84V243H83V246H81L82 245V242H84L83 241ZM134 239V238H133ZM156 239V240H155ZM160 239V240H159ZM170 239H171V241H170ZM30 240V241H29ZM67 241V244H70V245H72V246H70V245H65L66 244V241ZM73 240H74V242H73ZM78 240H80V241H78ZM88 240V241H87ZM122 240V241H121ZM165 240L167 241V242H165ZM180 240V241H179ZM193 240V241H192ZM195 240V241H194ZM34 241V242H33ZM54 241V242H53ZM58 241V242H57ZM69 241H72V242H69ZM224 241L225 242H227L228 240L226 239V238H224ZM223 241V242H224ZM230 241H232L231 239H230ZM36 242V243H35ZM44 243V245H43V243ZM59 242H60V244H59ZM87 242H89L88 244H87ZM113 242L115 243V245L113 244ZM146 242V243H145ZM191 242V243H190ZM197 242V243H196ZM34 243H35V245H34ZM50 243H53V244H50ZM55 243H57L56 245H55ZM64 245H63V244ZM81 244V245H79V244ZM91 243H94L93 245H91ZM97 245H96V244ZM150 243H151V245H150ZM185 243V244H184ZM188 243H189V245H188ZM25 244V245H24ZM47 244V245H46ZM89 244L91 245V247L89 246ZM100 244V245H99ZM117 244V245H116ZM143 244H144V246H143ZM146 244V245H145ZM147 244H149V245H147ZM181 244V245H180ZM197 244V245H196ZM216 244H217V242H216ZM17 245L21 248V249H19V247H17ZM55 245V246H54ZM79 245V246H78ZM95 245V246H94ZM99 245V247H97ZM133 245H134V247H133ZM175 245V246H174ZM177 245V246H176ZM182 245H185V247H186V249H183V246ZM46 248H45V247ZM62 247V249H61V247ZM64 246H67V247H64ZM76 248H75V247ZM95 247V249L93 248V247ZM181 246V247H180ZM57 247V248H56ZM59 247H60V249H61V251H60V249H59ZM65 248V250H64V248ZM86 247V249H84ZM149 247H150V249H149ZM153 247V248H152ZM174 247H175V249H174ZM179 248L178 250H176L177 248ZM32 248V249H31ZM43 248V249H42ZM55 248L57 249V250H55ZM127 248V249H126ZM134 248V249H133ZM159 248V249H158ZM160 248H161V250H160ZM28 249V250H27ZM37 249V250H36ZM42 250V252H41V250ZM67 249V250H66ZM76 250L77 252H79V253H77V252H75V251H72V250ZM81 249H84L82 252H81ZM112 249V250H111ZM122 249H124V250H122ZM145 249V250H144ZM162 249H163V251L165 252V253H162L163 251H162ZM65 252H64V251ZM114 250H116V254L117 253H119V256H120V254H121V256L119 257L118 255H117V258L116 257H114V254L112 253ZM149 250H150V252H149ZM167 250H168V252H167ZM176 251V253H174V251ZM33 251V253H31ZM38 251V252H37ZM50 251H54L53 253L52 252H50ZM68 252V254H67V252ZM160 251V252H159ZM189 251V252H188ZM48 252V253H47ZM57 252V253H56ZM81 252V253H80ZM86 253V254H84V253ZM92 252V253H91ZM96 252H98L99 254H101V255H103V256H101V257H103V258H101L99 255H98V253H96ZM144 252H146V254L144 253ZM172 252V253H171ZM182 254H181V253ZM188 252V253H187ZM191 252H193V253H191ZM198 252V251H197ZM39 253H41V255H39ZM61 253H63L62 255H61ZM70 253V254H69ZM77 253V254H76ZM83 253V254H82ZM90 253V254H89ZM107 253V254H106ZM114 253H115V251H114ZM124 255H123V254ZM144 253V254H143ZM169 253V254H168ZM180 255H178V254ZM53 254V255H52ZM55 254V255H54ZM67 254V256H63V255H66ZM79 254H80V256H79ZM88 254V255H87ZM92 254H94V255H97V256H94L95 258H93V256H92V258H90V256L92 255ZM115 254V255H116ZM132 254V255H131ZM141 254H143V256L141 255ZM151 254H152V256H151ZM164 254H166V255H164ZM185 256H187L188 258L187 259H189V261L184 257V255ZM187 254V255H186ZM8 255V256H7ZM9 255H10V257H13V258H9ZM61 255V256H60ZM69 255V256H68ZM72 257H71V256ZM77 255L79 256V257H77ZM87 255V256H86ZM111 255H112V258L114 257L115 258V263H113L114 261V259H112V258H110L111 257ZM123 255V256H122ZM169 255V256H168ZM180 257V258H177L178 256ZM181 255H182V257H181ZM191 255V258L189 257ZM195 255V256H194ZM6 257V261H5V257ZM21 256V257H20ZM39 258H38V257ZM74 256V257H73ZM106 256V257H105ZM131 256H132V258H131ZM133 256L135 257V259H133ZM159 258H158V257ZM177 256V257H176ZM218 255H216V253L214 254V253H211L210 254V256L207 258V259H209V258H211L212 260H213V262H212V264H214V261H215V263H219L218 262ZM63 258V260H62V258ZM68 259H67V258ZM77 257V258H76ZM81 257H82V260H81ZM88 257V258H87ZM96 257H97V259H99V261L96 259ZM125 257V258H124ZM153 257V258H152ZM198 257V258H197ZM17 260H15V259ZM18 258V259H17ZM59 258H61V259H59ZM72 258V259H71ZM78 258H80V259H78ZM100 258H101V260H100ZM105 258V259H104ZM107 258V259H106ZM129 258H130V260H129ZM166 258V259H165ZM173 258V259H172ZM177 258V259H176ZM196 258V259H195ZM55 259H57V260H55ZM71 259V260H70ZM76 259H78V260H76ZM122 259V260H121ZM190 259H191V261H190ZM21 260V261H20ZM61 260V261H60ZM67 260V261H66ZM69 260V261H68ZM72 260H74V261H72ZM80 260V261H79ZM93 260H95V261H93ZM106 260H108V261H106ZM126 260L128 261V262H126ZM176 260H178L177 261V263H175L176 262ZM182 261V263H181V261ZM195 260V261H194ZM27 261V262H26ZM64 263H63V262ZM68 262V263H66V262ZM77 261V262H76ZM82 261V262H81ZM89 261H91V263H89ZM98 261V262H97ZM101 261V262H100ZM102 261H104V262H102ZM133 261H134V263H133ZM175 261V262H174ZM186 263H185V262ZM188 261V262H187ZM10 262V263H9ZM26 262V263H25ZM110 262V263H109ZM121 262V263H120ZM154 262V263H155ZM153 263V264H154ZM196 263H197V261H196ZM199 264H206V263H203L202 261H200L199 262Z\"/></svg>",
	"mask_w": 264,
	"mask_h": 264
}]
</instances>
